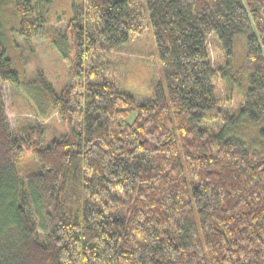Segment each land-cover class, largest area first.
Masks as SVG:
<instances>
[{"label":"trees","instance_id":"obj_1","mask_svg":"<svg viewBox=\"0 0 264 264\" xmlns=\"http://www.w3.org/2000/svg\"><path fill=\"white\" fill-rule=\"evenodd\" d=\"M49 4L0 0V10L14 8L28 40ZM72 9L70 80L52 92L63 130L46 145L39 122L13 136L0 90V264H264V139L236 130L264 123V0H72ZM147 21L166 95L137 103L109 73V50ZM237 34L248 87L227 112L211 48L232 56ZM2 81L18 74L0 21ZM23 155L39 166L25 179Z\"/></svg>","mask_w":264,"mask_h":264},{"label":"rangeland","instance_id":"obj_2","mask_svg":"<svg viewBox=\"0 0 264 264\" xmlns=\"http://www.w3.org/2000/svg\"><path fill=\"white\" fill-rule=\"evenodd\" d=\"M81 1L77 0V3ZM72 16V0H50L45 12L46 21L31 39L26 40L19 33V18L14 8L5 6L0 10L6 55L18 74L17 83H0L8 128L13 136H18L25 126L39 122L46 134L43 142L46 145L53 135L63 130L62 121L53 109L52 92H60L70 80L68 71L69 60L73 56V38L67 22ZM233 50V55L226 57L218 44L212 42L214 64L219 65L225 73L217 82L216 95L227 112L236 110L248 87L246 76L238 72L245 52L240 34L234 37ZM109 54V73L114 74L117 87L130 93L137 103L153 99L154 91L166 95L164 69L158 58L149 21L142 34L110 49ZM44 79L51 88L47 87ZM207 123L220 125L215 118ZM236 130L238 137L243 139H256L258 142L264 139L261 133L264 123L256 127L239 126ZM18 167L24 179L28 173L39 170L30 155H23Z\"/></svg>","mask_w":264,"mask_h":264}]
</instances>
